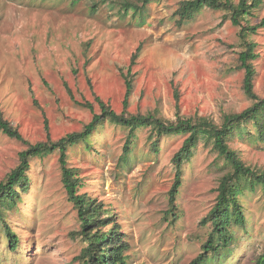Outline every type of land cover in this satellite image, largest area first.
Listing matches in <instances>:
<instances>
[{
    "label": "rangeland",
    "instance_id": "374dc122",
    "mask_svg": "<svg viewBox=\"0 0 264 264\" xmlns=\"http://www.w3.org/2000/svg\"><path fill=\"white\" fill-rule=\"evenodd\" d=\"M181 0H0V108L23 140L0 131V182L21 162L31 145L80 132L101 108L97 98L124 111L126 77L133 81L130 113L153 111L168 121L201 115L222 124L253 101L238 70L243 42L231 13L205 8L179 26ZM138 7L128 13L123 4ZM264 18V0L251 25ZM259 59L255 92L264 98V28L251 35ZM142 50L135 63L136 50ZM131 67V68H130ZM91 103L94 111L82 106ZM231 139L243 160L264 171V140L249 125ZM129 131L106 124L90 144L69 150V164L88 193L117 213L127 234L129 264H190L207 240L200 221L215 204L223 161L202 142L186 166L180 192L181 217L167 215L175 177L174 154L185 136L162 138L153 150L149 129L137 131L133 152L122 161ZM60 154L31 160V189L17 206H5L6 219L20 236L10 252L0 223V264H79L84 243L78 212L68 200ZM247 223L233 226V253L212 264H255L264 254V192L240 196Z\"/></svg>",
    "mask_w": 264,
    "mask_h": 264
},
{
    "label": "trees",
    "instance_id": "16d2710c",
    "mask_svg": "<svg viewBox=\"0 0 264 264\" xmlns=\"http://www.w3.org/2000/svg\"><path fill=\"white\" fill-rule=\"evenodd\" d=\"M150 0H145L148 3ZM263 0H181L176 10V21L179 26L193 22L207 8L213 11H228L234 26L240 28L239 37L243 42V50L239 53L237 69L244 71L243 89L253 104L239 113L226 114L222 124L212 118L197 115L184 118L179 115L175 121H168L158 113H130L127 109L134 90L133 81L126 77L127 93L124 100V111L118 113L110 104L97 98L100 113H94L91 122L80 132L67 134L57 141L47 140L31 145L20 154V164L12 170L7 178L0 182V223L6 234L10 252H17L21 242L20 236L6 219L4 207L17 206L31 189L29 170L31 160L45 158L53 153L60 154L59 162L62 170V180L68 200L78 212L80 229L76 232L84 243L82 251L76 257L79 264H129L130 249L127 234L117 220V213L98 198L88 193H81L83 180L78 171L69 164V150L80 143H87L91 147L93 136L101 133L106 124H112L129 131L124 145L122 161H127L133 152L137 131L149 129L153 142V150L159 151L162 138L185 136L182 147L174 154L172 165L175 167L173 185L169 191V209L167 215L174 219L181 217L179 198L185 181V170L191 164L202 142L210 147V152L216 155V161H223L226 171L219 179L216 189L217 197L214 206L200 221L203 227H210L206 241L201 245L200 253L190 264H212L220 260L223 255L233 253L235 235L232 227H245L247 223L241 194L247 186L252 190L260 188L264 192V171L252 168L243 160L241 153L231 145V139L237 131L249 133V125L257 131L260 139L264 140V98L255 92L257 71L254 62L259 59L256 52L257 44L250 41L251 35L264 28V18L259 24L251 25L247 17L261 7ZM123 11L128 13L138 7L125 2ZM142 50L140 46L133 54L131 66L137 60ZM131 68V67H130ZM82 106L94 111L91 103ZM0 131L10 138L23 140L21 133L4 117L0 108ZM255 264H264L262 254Z\"/></svg>",
    "mask_w": 264,
    "mask_h": 264
}]
</instances>
